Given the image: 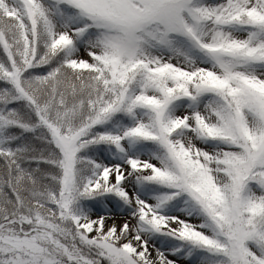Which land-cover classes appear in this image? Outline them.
Returning <instances> with one entry per match:
<instances>
[{
    "label": "snow or ice",
    "instance_id": "1",
    "mask_svg": "<svg viewBox=\"0 0 264 264\" xmlns=\"http://www.w3.org/2000/svg\"><path fill=\"white\" fill-rule=\"evenodd\" d=\"M0 264H264V0H0Z\"/></svg>",
    "mask_w": 264,
    "mask_h": 264
}]
</instances>
